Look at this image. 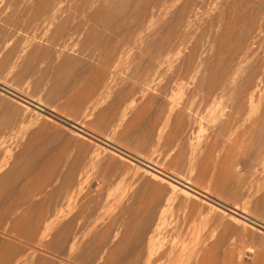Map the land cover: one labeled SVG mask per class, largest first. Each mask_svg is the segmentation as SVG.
Instances as JSON below:
<instances>
[{
    "label": "rangeland",
    "instance_id": "obj_1",
    "mask_svg": "<svg viewBox=\"0 0 264 264\" xmlns=\"http://www.w3.org/2000/svg\"><path fill=\"white\" fill-rule=\"evenodd\" d=\"M263 73L264 0H0V88L14 95L0 89V206H8L0 213L6 207L18 213L0 214V264L154 263L177 236L187 244L189 228L200 222L166 184L161 189L151 179L163 171L182 178L181 188L198 189L195 202H207L213 217L224 211L209 238V245L216 243L208 253L212 264H264V140L259 132L245 134L248 114L252 126L264 123ZM234 77L239 86L231 84ZM257 81L263 82L251 107L247 100ZM241 100L242 120H231L228 135V117ZM227 144L230 149L223 148ZM25 149L32 153L28 159ZM10 189L17 195L26 190L22 203ZM138 213L146 218L141 231Z\"/></svg>",
    "mask_w": 264,
    "mask_h": 264
},
{
    "label": "bare ground",
    "instance_id": "obj_2",
    "mask_svg": "<svg viewBox=\"0 0 264 264\" xmlns=\"http://www.w3.org/2000/svg\"><path fill=\"white\" fill-rule=\"evenodd\" d=\"M49 1V0H48ZM146 2V1H145ZM148 2H149V0H148ZM244 3V2H243ZM60 5H61V2H59V3H57V4H55V7L56 8H58V9H60ZM137 5V4H136ZM146 5V4H145ZM242 5V4H241ZM48 6V5H47ZM244 6V5H243ZM128 7V6H127ZM43 8V7H42ZM240 8V7H239ZM41 9V8H40ZM46 9V8H45ZM47 9H48V7H47ZM46 9V10H47ZM238 9V8H237ZM43 10V9H42ZM53 10V9H52ZM23 11V10H22ZM48 11V10H47ZM125 11V10H124ZM127 11V10H126ZM144 11V10H143ZM12 13H13V11H12ZM128 13V12H127ZM141 13V12H140ZM14 14V13H13ZM131 14H133V12H131ZM223 14V13H222ZM226 14H227V11H226ZM230 14V13H229ZM121 15H122V13H121ZM55 17V16H54ZM221 17V16H220ZM222 17H223V15H222ZM227 17H228V15H227ZM118 18V17H117ZM224 18V17H223ZM53 20L55 19V18H52ZM126 19H128V18H126ZM225 19V18H224ZM129 20V19H128ZM111 21V20H110ZM224 21V20H223ZM114 22L116 23V21H115V18H114ZM177 22V21H176ZM65 23V22H64ZM178 23V22H177ZM109 24H111V23H109ZM224 24V23H223ZM111 25H113V24H111ZM110 25V26H111ZM221 25V24H220ZM225 25H227V24H225ZM103 26V25H102ZM119 26H120V24H119ZM124 26V25H123ZM169 26H171V24H169ZM117 27L118 26H116V27H114L116 30H117ZM125 27V26H124ZM107 28V27H106ZM120 27H118V29H119ZM122 28V27H121ZM120 28V30H122ZM165 28H167V27H165ZM175 28H176V26H175ZM64 29V28H63ZM62 29V30H63ZM116 30H114L115 32H116ZM128 30V29H127ZM165 30V29H164ZM161 31H163L162 29H161ZM170 31V30H169ZM176 31V30H175ZM237 31V30H236ZM239 31H240V29H239ZM61 32H63V31H61ZM61 32H59V33H61ZM58 33V34H59ZM102 33H104V32H102ZM113 33V32H112ZM118 33V32H117ZM163 33V32H162ZM167 34L168 32H164V34ZM176 33V32H175ZM254 33V32H253ZM261 33V32H260ZM259 33V34H260ZM57 34V35H58ZM163 34V35H164ZM166 34L164 35V37L166 36ZM99 35V34H98ZM123 35H125V33H123ZM161 35V34H160ZM159 35V36H160ZM163 35H161V37L163 36ZM172 35V33L171 34H169L168 35V38H169V40H170V36ZM184 35V34H183ZM114 36H115V33H114ZM118 36V35H117ZM191 36V35H190ZM253 36V35H252ZM113 37V36H112ZM112 37H110V40L109 41H111V38ZM124 37V36H123ZM172 37V36H171ZM179 37V36H178ZM257 37H260V36H257ZM100 38V37H99ZM103 38V37H102ZM105 38V37H104ZM114 38V37H113ZM119 38V37H118ZM122 38V37H121ZM167 38V37H166ZM159 39V38H158ZM253 39H255V38H253ZM257 39V38H256ZM132 40V39H131ZM163 40V37H162V39H161V41ZM101 41V40H100ZM158 41V40H157ZM161 41L159 40V43H161ZM168 41V40H167ZM171 41V40H170ZM254 41H256V40H254ZM102 42V41H101ZM104 42V41H103ZM116 42V41H115ZM127 42V41H126ZM163 42L166 44V43H168V42H166V40H163ZM180 42V41H179ZM90 43V42H89ZM106 43V42H105ZM109 43V42H108ZM113 43V42H112ZM120 43V42H119ZM157 43V42H156ZM171 43V42H170ZM246 43V42H245ZM111 44V43H110ZM132 44V43H131ZM158 44V43H157ZM252 44H254V43H252ZM117 45V44H116ZM160 46L162 45V43L161 44H159ZM170 44H168V46H169ZM241 45H243V46H241L242 47V49L244 48V44H242L241 43ZM118 46V45H117ZM126 46V45H125ZM166 47H167V44L165 45ZM197 46V45H196ZM251 46H253V45H251ZM102 47H104V46H101V48L100 49H102ZM164 47V46H163ZM107 48V47H106ZM110 48V47H109ZM108 48V49H109ZM114 48H116V47H114ZM162 48V47H161ZM248 48H249V45H248ZM98 49V48H97ZM148 49V48H147ZM241 49V50H242ZM87 50V49H86ZM95 50V49H94ZM103 50V49H102ZM107 50V49H106ZM114 50V49H113ZM161 50V49H160ZM159 50V51H160ZM164 50V49H163ZM246 50H247V48H246ZM105 51V50H104ZM103 51V52H104ZM109 51V50H108ZM120 51H121V49H120ZM123 51V50H122ZM155 51V50H154ZM162 51V50H161ZM166 51H167V49H166ZM234 51V50H233ZM232 51V52H233ZM249 51H250V49H249ZM89 52V51H88ZM114 52V51H113ZM126 52V51H125ZM158 52V51H157ZM194 52V51H193ZM251 52V51H250ZM255 52V51H254ZM115 53V52H114ZM181 53V52H180ZM244 53V52H243ZM246 53V52H245ZM244 53V54H245ZM92 54V53H91ZM113 54V53H112ZM119 54V53H118ZM158 54H160L159 52H158ZM105 55L107 56V54L105 53ZM154 54H152V56H153ZM188 55V54H187ZM237 55V54H236ZM242 55V54H241ZM252 55H254L253 53H252ZM112 56V55H111ZM158 56V55H157ZM189 56V55H188ZM243 56V55H242ZM250 56H251V54H250ZM94 57V56H93ZM110 57V56H109ZM116 58H117V56H115ZM158 57H160V55L158 56ZM161 57H162V55H161ZM176 57V56H175ZM238 57H239V54H238ZM241 57V56H240ZM239 57V58H240ZM249 57V56H248ZM247 57V58H248ZM91 58V57H90ZM238 58V59H239ZM244 58V57H243ZM257 58V57H256ZM190 59L192 60L193 58H192V56L190 57ZM233 59V58H232ZM237 59V58H236ZM235 59V60H236ZM244 59H246V58H244ZM244 59H243V61L242 62H244ZM250 59V58H249ZM152 60V59H151ZM154 60V59H153ZM152 60V61H153ZM203 60V59H202ZM253 60V59H252ZM104 61V60H103ZM106 61H108V60H106ZM115 61V60H114ZM114 61L112 62V63H114ZM117 61V60H116ZM155 61V60H154ZM169 61V60H168ZM198 61V60H197ZM238 61V60H237ZM239 61H241V60H239ZM246 61V60H245ZM111 63V64H112ZM241 63V62H240ZM149 64V63H148ZM152 64V63H151ZM159 64V63H158ZM176 64V63H175ZM190 63H188V64H186L187 66L185 67L186 69L188 68V65H189ZM260 64V63H259ZM107 65V64H106ZM150 65V64H149ZM179 65V64H178ZM237 65V64H236ZM239 65V64H238ZM112 66V65H111ZM159 66V65H158ZM169 66V65H168ZM174 67H175V65H173ZM185 66V65H184ZM195 66V65H194ZM198 66H200V65H198ZM235 66V65H234ZM233 66V67H234ZM240 66H241V64H240ZM151 67L153 68V67H155V66H152L151 65ZM163 67H164V65H163ZM171 67V66H170ZM247 67V66H246ZM257 67H259V66H257ZM159 68V67H158ZM198 68V67H197ZM196 68V69H197ZM180 69V68H179ZM182 69V72H183V68H181ZM234 69H236V73H237V75H239V73H240V71L241 70H238V67L237 68H235L234 67ZM239 69H240V67H239ZM242 69V68H241ZM178 69H176V71H177ZM190 70V69H189ZM244 70V69H243ZM170 71V70H169ZM174 71V70H173ZM193 71V70H192ZM198 71V70H197ZM261 71V70H260ZM142 72V71H141ZM160 72V71H159ZM158 72V73H159ZM175 72V71H174ZM178 72H180L179 70H178ZM186 71L184 70V72H183V74L185 73ZM171 73H172V71H171ZM190 73V71H188V74ZM235 73V72H234ZM242 73V75H244L245 73H243V72H241ZM260 73V72H259ZM160 74H162V73H160ZM173 74V73H172ZM185 74H187V73H185ZM187 74V75H188ZM261 74V73H260ZM264 74V73H263ZM262 74V75H263ZM179 76L178 78H182V74L180 73V75H176V74H173V76ZM192 75V74H191ZM241 75V74H240ZM247 75H248V73H247ZM246 75V76H247ZM250 75V74H249ZM173 76H172V82H174V80H175V78L173 79ZM201 76V75H200ZM135 77V76H134ZM213 77V76H212ZM216 77H218V76H216ZM257 77H259V76H257ZM143 78V77H142ZM177 78V80H179ZM185 78H187V77H185ZM185 78H184V80H185ZM190 78V77H189ZM238 78H240L241 79V77H238ZM246 78V77H245ZM249 78V77H248ZM254 78H256V77H254ZM143 79H145V78H143ZM149 79V78H148ZM158 79V78H157ZM171 79V78H170ZM203 79V78H202ZM247 79V78H246ZM111 80V79H110ZM146 80V79H145ZM188 80V79H187ZM190 80V79H189ZM217 80V79H216ZM215 80V81H216ZM222 80V79H221ZM227 80V79H226ZM238 79H237V77H234V79H233V81L231 82V84H234V85H236L237 83H238V85L237 86H239V82L237 81ZM243 80V79H242ZM254 80V79H253ZM261 80V79H260ZM140 81V80H139ZM181 81V80H180ZM179 81V82H180ZM252 81V80H251ZM251 81L249 82L250 84H251ZM171 82V81H170ZM171 82V83H172ZM178 82V81H177ZM176 82V83H177ZM207 82H209V81H207ZM211 82H212V80H211ZM228 83H229V81H227ZM227 82H226V84H227ZM237 82V83H236ZM247 82V81H246ZM257 82H259V81H257ZM261 83L263 82V81H260ZM260 82L259 83H257V86L255 87V89L250 93V95H249V97H248V100H247V104L248 105H252V104H254L255 102H257V101H255V99L259 96V92H260V90H259V87H260ZM213 83H214V81H213ZM236 83V84H235ZM241 83H242V81H241ZM240 83V84H241ZM244 83V82H243ZM222 85H224L223 84V82L221 83ZM220 84V85H221ZM245 84V83H244ZM62 85V84H61ZM60 85V86H61ZM206 85V84H205ZM200 86V85H199ZM216 86H218V85H216ZM227 86V85H226ZM225 86V87H226ZM241 87L243 86V85H240ZM247 86H249L250 88H251V86L248 84ZM252 86H254V85H252ZM145 87V86H144ZM171 87V86H170ZM198 87V86H197ZM221 87V86H220ZM220 87H218V88H220ZM228 87V86H227ZM212 88H214V87H212ZM250 88H247L246 87V89H250ZM3 92H5V93H7V94H9V95H12V96H14L11 92H9L8 90H5V89H2V87L0 88ZM131 89V88H130ZM129 89V90H130ZM188 89V88H187ZM200 89V88H199ZM211 89V88H210ZM222 89H223V86H222ZM220 90L219 89V91H220V93H222L223 92V90ZM225 89V88H224ZM252 89V88H251ZM205 90V89H204ZM207 90V89H206ZM230 90V89H229ZM243 90V89H242ZM127 91V90H126ZM192 91H194V90H192ZM211 91V90H210ZM214 91V90H213ZM234 91V90H233ZM247 91V90H246ZM186 92V91H185ZM195 92V91H194ZM217 93H219L218 92V89H217V91H216ZM243 92V91H242ZM241 92V93H242ZM129 93V92H128ZM190 93V92H189ZM229 93V92H228ZM213 94H215V96L217 97V95H216V93H213ZM221 96V95H220ZM244 96V95H243ZM148 97H150V96H148ZM179 97V96H178ZM120 98V97H119ZM121 98H123V96L121 97ZM240 98V97H239ZM150 99V98H149ZM119 100H121V99H119ZM130 100V99H129ZM205 100V99H204ZM257 100H260V97H259V99H257ZM24 101V100H23ZM185 101H186V99H185ZM215 100L213 99V102H211V103H215V102H217V100L214 102ZM255 101V102H254ZM22 102V101H21ZM31 101H24V103L26 104L25 106H26V108L28 109V110H33L32 109V107L31 106H34V104H32V103H30ZM34 102V101H33ZM119 102V101H118ZM125 102V101H124ZM124 102H122V103H124ZM184 102V101H183ZM188 102H190V101H188ZM192 102V101H191ZM254 102V103H253ZM37 103V102H36ZM186 103V102H185ZM237 103H239V102H237ZM241 104H240V108H239V110L238 111H236V113H234V116L232 117V116H230L231 114H233V112L229 115L230 117H228V122H227V124H226V133L229 135V133L231 134V132L233 133V131H231V130H234V129H230L231 128V120L233 119V120H235V123L233 124V125H235L236 123H239L240 121L239 120H242V119H240V118H242L243 117V114L241 115V112H240V109L241 108H243L242 107V100H241V102H240ZM29 104V105H28ZM147 104V103H146ZM256 104V103H255ZM31 105V106H30ZM37 105H40V103H37ZM115 105V104H114ZM120 105V104H119ZM188 105V104H187ZM186 105V106H187ZM235 105H237V104H235ZM122 106V105H121ZM255 106V105H254ZM115 107V106H114ZM234 107V106H233ZM237 107V106H236ZM235 107V108H236ZM239 107V106H238ZM251 107H253V105L251 106ZM39 109V110H42L41 108H39L38 106H35V108H34V112H36L38 115H40V112L39 111H37V109ZM242 110V109H241ZM251 110H252V108H251ZM254 110V109H253ZM252 110V111H253ZM27 111V110H26ZM255 111V110H254ZM253 111V112H254ZM176 112V111H175ZM247 112V111H246ZM246 112H244V113H246ZM252 113V112H251ZM37 115V116H38ZM219 115V114H218ZM228 115V114H227ZM226 115V116H227ZM246 115V114H245ZM254 115V114H253ZM40 116H42V115H40ZM217 116V115H216ZM28 117H29V115H28ZM107 117V116H106ZM104 118V117H103ZM184 119V118H183ZM182 119V120H183ZM239 119V120H238ZM254 117H252V115L251 114H248V117L246 118V121L247 122H249V124L251 123V125H250V127H249V130L245 133V134H250L251 135V137L252 138H254V136H256L257 134H258V132H259V134H261V136H262V141L264 140V123H263V125L262 126H258V127H255V126H252V122L254 121ZM237 120H238V122H237ZM66 121H70V120H66ZM3 122V121H2ZM238 125V124H237ZM244 126V125H243ZM236 127V126H235ZM234 127V128H235ZM245 127H247V125L245 126ZM71 128H75L74 126H71ZM237 128V127H236ZM236 130V129H235ZM86 131V130H85ZM80 132H82V131H80ZM229 132V133H228ZM84 133V132H83ZM87 133V132H86ZM86 133H84L85 135H87V136H90V137H93L92 135H90V134H86ZM227 134H225L226 136H228ZM237 134V133H236ZM75 135V134H74ZM78 137H82L81 135H79V134H76ZM223 135V134H222ZM225 135H224V137H225ZM249 135V136H250ZM233 136H234V134H233ZM236 136V135H235ZM84 137V136H83ZM82 137V138H83ZM230 138H231V136H230ZM235 138V137H234ZM222 139H224V138H222ZM220 140V139H219ZM235 140V139H234ZM240 140V139H239ZM107 141V140H106ZM214 141V140H213ZM231 141V140H230ZM218 142V141H217ZM229 142V141H228ZM260 142H261V139H260ZM216 143V142H215ZM219 143V142H218ZM230 144V143H229ZM232 145V144H231ZM214 146V145H213ZM236 146V145H235ZM234 146V147H235ZM215 147V146H214ZM225 147H228V144H227V146H224L223 148H225ZM229 148V147H228ZM232 148V147H231ZM263 148H264V145H263ZM225 149H227V148H225ZM230 149V148H229ZM234 149V148H233ZM28 150V149H27ZM32 150V149H31ZM218 150V149H217ZM264 150V149H263ZM103 151V150H102ZM28 153H31V151H27ZM23 153V152H22ZM27 153V154H28ZM34 153V152H33ZM26 154V149H25V152H24V157L27 155ZM114 154V153H113ZM31 155H32V153H31ZM35 157L37 156V154L35 155V154H33ZM28 156V155H27ZM26 156V157H27ZM30 156V155H29ZM25 157V159H28V158H26ZM30 157H32V156H30ZM38 157H40V154H39V156ZM38 157H37V159L36 160H41L40 158L38 159ZM34 158V157H33ZM24 159V158H23ZM31 158H29V161L31 162L32 160H30ZM258 160L260 161V156H259V153H256V158H255V160H254V168L258 165ZM24 161V160H23ZM28 161V162H29ZM42 161V160H41ZM43 161H44V159H43ZM43 161L41 162V163H43ZM129 161V160H128ZM27 162V163H28ZM35 162V161H34ZM33 162V163H34ZM47 162V161H46ZM60 163V162H59ZM77 163V162H76ZM133 163V162H132ZM36 164V163H35ZM37 164H39V163H37ZM46 165H47V163H45ZM49 164V163H48ZM57 164V163H56ZM31 165H33L32 163H31ZM63 165V164H62ZM74 165H76V164H74ZM77 165H78V163H77ZM130 165V164H129ZM34 166V165H33ZM38 166H40V165H38ZM73 166V165H72ZM71 166V167H72ZM45 166H43V168H44ZM49 167H51V166H49ZM74 167V166H73ZM78 167V166H77ZM16 168H17V166H16ZM40 168V167H39ZM42 168V169H43ZM28 169V168H27ZM36 169H38V168H36ZM45 169V168H44ZM14 170V169H13ZM20 170V169H19ZM48 170V169H47ZM70 170V169H69ZM71 170H72V168H71ZM75 170H77V168L75 169ZM127 170V169H126ZM21 171V170H20ZM38 170H36V172H37ZM39 171H40V169H39ZM38 171V173L40 174L41 172H39ZM74 171V170H73ZM79 171V170H78ZM18 173V172H17ZM22 173V172H21ZM42 173H44L45 174V172H42ZM54 173H56V172H54ZM19 175H15L16 177L17 176H19V177H21L22 176V174H24V172L21 174V176H20V173H18ZM73 174V173H72ZM75 174V173H74ZM147 174H149V173H147ZM158 174L159 175H156V174H154V175H152L153 177L151 178V179H153V181L155 182V183H158L159 185H161L159 188H161L164 184H166V187L168 186L169 187V192H170V194H171V197L174 199V200H180V202H182V204H181V208L182 209H188L189 211H191V213H193V214H195V212L196 213H198V216H199V218H200V222H199V225H194V226H191L190 228H189V241H188V243L186 244L185 242L186 241H181V239L177 236V240H175V242L173 243V244H170L169 245V247L168 248H166V249H164L165 248V246H163L162 247V249L160 250V252L158 253V255H157V257H154V256H151L152 258H150V259H153V257L154 258H156V259H154V263L153 262H151L152 260H149V262H146L145 264H212V260H210L209 258H211V256H209V258H208V253L210 252L211 254H212V252L215 250V248L214 247H216V243L214 242V244H213V242H212V244H210L209 245V238H211L212 237V235H213V233H215V231H216V228L218 227H220L219 225H220V222H219V225L216 227V225L217 224H215L216 223V221H218L220 218H217V216L218 217H220V214L221 213H223L224 214V211L223 212H221L220 214H218V212L217 211H215L217 208L216 207H214L213 209H215L214 211L215 212H217V214L218 215H215V217H213L212 216V214L210 215L209 213H208V210H207V207H209V206H207L206 207V203L202 200V202H200V204L201 203H205V207H206V209H205V207H204V205H203V207L201 206V205H199V204H197L198 202H199V200L197 201L196 199H198L199 197H197V195H200V192H198L199 190L198 189H194L193 187V189H191V188H187V189H183V188H181L180 186H181V179H179L178 177H176L177 179L176 180H178V181H176V180H174L173 179V175L172 174H170V173H167V172H158ZM7 175H9L8 177H10V174H7ZM11 175H13L12 173H11ZM145 175V174H144ZM75 176V175H74ZM77 176V175H76ZM140 176V175H139ZM7 177V176H6ZM7 177V178H8ZM14 177V176H13ZM15 177V178H16ZM19 177H17V179H19ZM23 177V178H22ZM21 178L22 179H24V176H22ZM70 177V176H69ZM68 177V178H69ZM15 178H13V179H15ZM65 178V177H64ZM8 180V179H7ZM11 180V179H10ZM26 180V178L24 179V181ZM66 180V179H65ZM67 180H70V178L69 179H67ZM66 180V181H67ZM15 181V180H14ZM23 181V180H22ZM24 181H23V184H24ZM171 181V182H170ZM9 182V181H8ZM26 182V181H25ZM154 182H152V183H154ZM7 183V182H6ZM13 183V182H12ZM15 184H16V181L14 182ZM65 183V182H64ZM68 184H69V182H67ZM109 183V182H108ZM154 183V184H155ZM8 184V183H7ZM15 184H13V185H15ZM18 184H22V183H18ZM34 184V183H33ZM183 184V183H182ZM191 184V183H190ZM8 186V185H7ZM21 186H23V185H21ZM26 183L24 184V187H22V188H25L26 189ZM192 186V185H191ZM10 187V186H9ZM156 187H158V186H156ZM165 187V186H164ZM164 187H162L163 189H164ZM143 188H146V187H143ZM161 188V189H162ZM13 189H15V188H13ZM19 189V188H18ZM147 189V188H146ZM11 190V189H10ZM20 190V189H19ZM139 190V189H138ZM152 190H154V189H152ZM7 191V194L9 195V191L8 190H6ZM11 191H15V190H11ZM17 192H18V190H16ZM16 191H15V193H16ZM23 191H25L26 192V190H24V189H22L21 190V193L23 194ZM137 191V190H136ZM140 191H142V190H140ZM20 193V192H19ZM18 193V195H17V193L16 194H14L13 196H15V195H17V196H15L17 199H18V202L21 200L20 199V196L19 195H21V197L25 194H19ZM141 193H143V191L141 192ZM157 193V192H156ZM204 194H205V196H204V198H206V196H211L208 192H203ZM1 194H2V192H1ZM10 194H11V192H10ZM155 194V193H154ZM202 194V193H201ZM4 195H6L5 193H4ZM7 195V197L6 198H8L9 196L11 197V195H9L8 196ZM156 195H159V193H157ZM0 196H2V195H0ZM155 196V195H154ZM9 197V198H10ZM14 197V198H15ZM24 197H26V194H25V196ZM158 197V196H157ZM156 196L154 197V198H157ZM11 198H13V197H11ZM10 198V199H11ZM153 198V199H154ZM159 198H160V196H159ZM5 199V198H4ZM17 199H15V201L17 200ZM20 199V200H19ZM25 199V198H24ZM49 199H50V197H49ZM200 199V198H199ZM48 200V199H47ZM157 200V199H156ZM155 200V201H156ZM160 199H158L157 201H159ZM195 200H196V202H195ZM201 200V199H200ZM5 201H8V200H5ZM4 201V202H5ZM13 200H11V203H13L12 202ZM15 201H14V203H15ZM150 201V200H149ZM1 202V201H0ZM9 202H10V200H9ZM18 202H16V203H18ZM44 202H46V201H44ZM145 202H147V201H145ZM160 202V201H159ZM2 203V202H1ZM19 203H22V201L21 202H19ZM18 203V205H19V207L18 208H20V206H23L24 204H25V201H24V203L22 204V205H20ZM150 204H152L151 202H149ZM5 204V203H4ZM146 204V203H145ZM144 204V205H145ZM224 204V203H223ZM1 205V204H0ZM6 205V204H5ZM5 205H2V206H5ZM9 205V204H8ZM12 205V204H11ZM162 205V204H161ZM209 205V204H208ZM226 205V204H225ZM2 206H0L1 208H2ZM7 206V205H6ZM13 206V205H12ZM16 205H14L13 207H15ZM42 206H43V203H42ZM44 206H45V204H44ZM143 206V205H142ZM149 206V205H148ZM155 206V205H154ZM212 205H210V207H211ZM8 207V206H7ZM5 208V209H3V211H5L6 209H8V208ZM17 208V207H16ZM40 208H41V205H40ZM39 208V209H40ZM147 208V207H146ZM156 208V207H155ZM9 209H10V207H9ZM8 209V210H9ZM139 209V208H138ZM141 209V208H140ZM151 209H152V207H151ZM219 209V208H218ZM2 210V209H1ZM18 210V209H17ZM16 210V211H17ZM21 210V209H20ZM42 210V209H41ZM146 210V209H145ZM149 210H150V208H149ZM156 210H158V209H156ZM220 210V209H219ZM2 211V212H3ZM15 211V210H14ZM35 211V210H34ZM33 211V212H34ZM147 211H148V208H147ZM146 211V212H147ZM1 212V213H2ZM5 212H7V211H5ZM9 212V211H8ZM7 212V214L6 213H4V214H6V215H12V213H14V212H10V213H8ZM37 212V211H36ZM35 212V213H36ZM41 212V211H40ZM150 212V211H149ZM149 212H148V215H150L151 216V213L149 214ZM164 212V211H163ZM209 212H210V210H209ZM0 213V214H1ZM17 212H15L14 214H16ZM24 213V212H23ZM137 213V212H136ZM156 213V212H155ZM159 213V212H158ZM187 213V212H186ZM212 213H213V211H212ZM3 214V213H2ZM18 214V213H17ZM20 214V213H19ZM30 214H31V212H30ZM40 214H42V213H40ZM39 213L37 214V215H40ZM46 214V213H45ZM139 214V213H138ZM143 214V213H142ZM227 214V213H226ZM244 214V213H243ZM6 215H5V217H6ZM24 215H26V213L25 214H23V216ZM137 215V214H136ZM245 215H246V213H245ZM1 216V218L3 219V217H4V215H0ZM29 216V215H28ZM31 216V215H30ZM138 216V215H137ZM159 216H161V218L163 217V213H162V215H159ZM221 216H223L222 214H221ZM232 216V215H231ZM14 217V216H13ZM18 217V219H19V216H17ZM33 217H35V216H33ZM43 217V216H42ZM75 217V216H74ZM142 217H143V219H144V216H141V218H140V214H139V220H142ZM146 217V216H145ZM152 217V216H151ZM227 217V216H226ZM233 217V216H232ZM8 218V217H7ZM12 218V217H11ZM29 218V217H28ZM36 218H38V216L36 217ZM158 218V217H157ZM223 218H225V215L223 216ZM27 219V218H26ZM30 219V218H29ZM28 219V220H29ZM41 219H43V218H41ZM146 219V218H145ZM145 219H144V221L142 220V221H139L140 222V224L139 223H137L136 225H138L139 224V227H140V229L138 228V230L139 231H141V222H146L145 221ZM154 219V218H153ZM218 219V220H217ZM222 219V218H221ZM27 220V221H28ZM35 220V219H34ZM223 220V219H222ZM233 220V219H232ZM236 220V219H235ZM241 223H243V221L241 220V219H238ZM16 221H17V219H16ZM23 221V220H22ZM25 221V220H24ZM71 221V220H70ZM74 221V220H73ZM72 221V222H73ZM138 221V220H137ZM148 221V220H147ZM219 221H221V220H219ZM229 221V220H228ZM30 222V221H29ZM22 223V222H21ZM31 223H33V222H31ZM44 223V222H43ZM210 223H213L212 225L213 226H210L211 224ZM232 223V222H231ZM24 224V223H23ZM27 224V222L24 224V225H26ZM69 224V223H68ZM75 224H76V222H75ZM145 223H143V225H144ZM149 224V223H148ZM210 224V225H209ZM261 224V223H260ZM30 225V224H29ZM33 225V224H32ZM38 225V224H37ZM142 225V226H143ZM215 225V226H214ZM222 225V224H221ZM13 226V225H12ZM19 226H20V223H19ZM34 226V225H33ZM33 226H31V227H33ZM69 227H71V225L69 224L68 225ZM72 226H74V225H72ZM147 226V225H146ZM209 226V227H208ZM28 227V226H27ZM136 227V226H135ZM214 227H216V228H214ZM17 228V227H16ZM64 228V227H63ZM66 228H68V227H66ZM65 228V229H66ZM143 228V227H142ZM217 228V229H218ZM19 229V228H18ZM28 229H29V227H28ZM64 229V230H65ZM73 229H75V228H73ZM72 229V230H73ZM137 229V228H136ZM25 230H27L26 228H25ZM30 230V229H29ZM28 230V231H29ZM71 230V231H72ZM145 230V229H144ZM143 230V231H144ZM211 230V231H210ZM256 230V229H255ZM65 231H67V230H65ZM65 231H63L65 234L67 233V232H65ZM70 231V232H71ZM74 231V230H73ZM220 231H222L221 229H220ZM13 232H15V230H13ZM23 232V231H22ZM69 232V231H68ZM18 233V232H17ZM20 233V232H19ZM23 233H26V232H23ZM62 234V236H63V233H61ZM64 234V235H65ZM67 234H69V233H67ZM66 234V235H67ZM129 234V233H128ZM127 234V235H128ZM180 235V234H182L181 233V228H177L176 229V235ZM221 234V233H220ZM65 235V236H66ZM71 235V234H70ZM69 235V236H70ZM130 235V234H129ZM62 236H60L61 237V240H62ZM68 236V235H67ZM132 236V235H131ZM131 236H129L131 239H132V237ZM136 236V238L138 237V235H135ZM214 236V235H213ZM60 237H59V240H60ZM64 237V236H63ZM128 237V238H129ZM183 237V236H182ZM66 238V237H65ZM64 238V239H65ZM63 239V240H64ZM71 239V238H70ZM130 239V240H131ZM138 239H139V237H138ZM220 239V238H219ZM56 240V239H55ZM58 240V241H59ZM60 240V241H61ZM62 240V241H63ZM67 240H69L68 239V237H67ZM67 240H66V242H67ZM134 240V239H133ZM73 241V240H72ZM124 241V240H123ZM69 242H71L70 240H69ZM68 242V243H69ZM133 242V241H132ZM68 243H67V245H68ZM89 243V242H88ZM97 243V242H96ZM103 243V242H102ZM126 243V242H125ZM129 243H131V242H129ZM133 243H135V242H133ZM219 243V242H218ZM58 244V243H57ZM65 243H63V246H65L64 245ZM71 244V243H70ZM127 244V243H126ZM55 245V244H54ZM53 245V247H55ZM60 245V244H59ZM59 245H56V247H58ZM127 245H129V244H127ZM50 246V245H49ZM48 246V247H49ZM62 246V245H61ZM69 246V245H68ZM92 246V245H91ZM18 247H20V246H18ZM52 247V246H51ZM50 247V248H51ZM52 247V248H53ZM60 247V246H59ZM98 247H101V246H97L96 248H98ZM124 247H126V246H124ZM128 247V246H127ZM127 247L125 248L126 250H127ZM10 248L11 247H9V248H7V249H9L10 250ZM17 248V247H16ZM92 248V247H91ZM90 248V249H91ZM119 248H121V247H119ZM208 248H210V249H208ZM214 250H213V249ZM7 249H6V252H7ZM48 249V248H47ZM58 249V248H57ZM89 249V250H90ZM94 249V248H93ZM8 250V251H9ZM13 250L15 251V249L13 248ZM17 250V249H16ZM20 250H21V248H20ZM53 250H56L55 248H53ZM66 250V249H65ZM96 250V249H95ZM98 250H99V248H98ZM125 250V251H126ZM213 250V251H212ZM17 251H19V250H17ZM51 251V250H50ZM61 251V250H60ZM63 251V250H62ZM92 251H94V250H92ZM5 252V251H4ZM72 252V251H71ZM123 252H124V250H123ZM22 253V252H21ZM67 253V252H66ZM112 253V252H111ZM19 254H20V252H19ZM18 254V255H19ZM63 254V253H62ZM68 254V253H67ZM3 255V254H2ZM5 255V254H4ZM10 256L11 255H13V254H9ZM9 255H8V257H9ZM17 254H16V258H17V256H18ZM64 255V254H63ZM124 255V254H123ZM20 256V255H19ZM116 256H118V255H116ZM116 256H115V258H116ZM128 256V255H127ZM156 256V255H155ZM6 257H7V255H5V259H6ZM13 257V256H12ZM12 257H9V258H11V259H13ZM112 257V256H111ZM123 257H126L125 255L123 256ZM114 258V259H115ZM41 259V258H40ZM43 259V258H42ZM0 260H3V259H1L0 258ZM8 261H11V260H9V259H7ZM16 260V259H15ZM14 260V261H15ZM111 260V259H110ZM126 260V259H125ZM6 262V263H10V262ZM42 261V260H41ZM133 262H134V260H132ZM1 262V261H0ZM3 262V261H2ZM112 262V261H111ZM126 262V261H125ZM130 262V261H129ZM5 263V262H4ZM5 263V264H6ZM47 263V262H46ZM106 263H107V261H106ZM137 263V262H136ZM16 264V263H15ZM40 264H42V263H40ZM44 264V263H43ZM112 264V263H111ZM124 264V263H123ZM127 264V263H126ZM129 264V263H128Z\"/></svg>",
    "mask_w": 264,
    "mask_h": 264
}]
</instances>
